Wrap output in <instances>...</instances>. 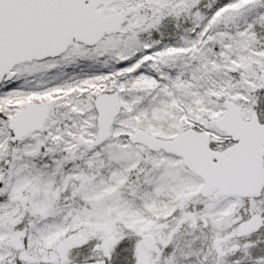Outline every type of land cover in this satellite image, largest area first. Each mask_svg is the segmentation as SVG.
<instances>
[{"label":"snow or ice","instance_id":"snow-or-ice-1","mask_svg":"<svg viewBox=\"0 0 264 264\" xmlns=\"http://www.w3.org/2000/svg\"><path fill=\"white\" fill-rule=\"evenodd\" d=\"M0 264H264V0H0Z\"/></svg>","mask_w":264,"mask_h":264}]
</instances>
